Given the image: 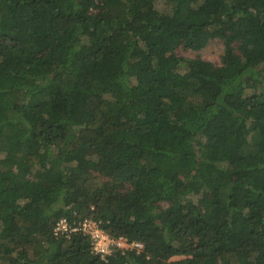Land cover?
Here are the masks:
<instances>
[{"label":"trees","instance_id":"16d2710c","mask_svg":"<svg viewBox=\"0 0 264 264\" xmlns=\"http://www.w3.org/2000/svg\"><path fill=\"white\" fill-rule=\"evenodd\" d=\"M175 252L264 264V0H0V264Z\"/></svg>","mask_w":264,"mask_h":264},{"label":"clouds","instance_id":"9594fccd","mask_svg":"<svg viewBox=\"0 0 264 264\" xmlns=\"http://www.w3.org/2000/svg\"><path fill=\"white\" fill-rule=\"evenodd\" d=\"M69 224L67 218H62L57 225V231H67ZM82 229L85 233L90 235L91 240L95 241L92 251L100 253L101 260L107 259V256L111 255L114 251L112 247L115 245L120 249L136 248L137 254H139L144 248V242L141 240H131L126 235H120L119 237H112L107 232L103 231L100 227L96 226V222L93 220H85ZM73 231L78 229H72ZM188 254L175 252L167 257L165 264H180L181 261L187 258Z\"/></svg>","mask_w":264,"mask_h":264},{"label":"rangeland","instance_id":"374dc122","mask_svg":"<svg viewBox=\"0 0 264 264\" xmlns=\"http://www.w3.org/2000/svg\"><path fill=\"white\" fill-rule=\"evenodd\" d=\"M222 46L223 43L219 39H215L209 42V44L203 48L202 50H182L181 48H178L176 52L178 54H183L188 57H196L197 55H200L201 57L205 59H209L214 62L220 61V53L222 52Z\"/></svg>","mask_w":264,"mask_h":264},{"label":"built area","instance_id":"2783aa9c","mask_svg":"<svg viewBox=\"0 0 264 264\" xmlns=\"http://www.w3.org/2000/svg\"><path fill=\"white\" fill-rule=\"evenodd\" d=\"M62 219V218H61ZM60 219V220H61ZM59 220V221H60ZM85 220H93V219H91V218H85V219H83V220H81V221H78V222H76V221H74L73 223H71L70 222V220L69 219H67V221H68V224H69V229L67 230V231H63V230H61V231H57V225H58V222H57V225H56V227H55V233L56 234H66V235H71L72 233H74V232H81V233H83V234H85V235H87V236H89L90 237V235L89 234H87V233H85L84 231H83V229H82V225H83V223H84V221ZM93 221H95L96 222V226L97 227H100L103 231H105L103 228H102V226H101V223L100 222H98V221H96V220H93ZM78 229V230H75V231H73L72 229ZM106 232V231H105ZM108 233V232H107ZM109 234V233H108ZM110 235V234H109ZM111 236V235H110ZM90 240H91V238H90ZM95 243V241H93V240H91V244H92V246H93V244ZM113 248H114V251L112 252V254L115 252V250H117V249H120V248H118V247H116L115 245H113L112 246ZM122 250H124V249H122ZM96 254H98L99 256H101V254L100 253H96ZM111 254V255H112ZM110 256V255H109ZM109 256H107V258L109 257Z\"/></svg>","mask_w":264,"mask_h":264}]
</instances>
